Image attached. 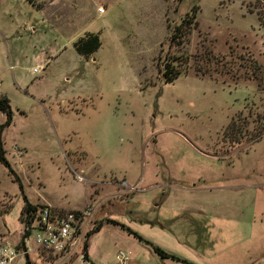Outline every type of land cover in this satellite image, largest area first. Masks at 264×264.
<instances>
[{"label": "rangeland", "instance_id": "1", "mask_svg": "<svg viewBox=\"0 0 264 264\" xmlns=\"http://www.w3.org/2000/svg\"><path fill=\"white\" fill-rule=\"evenodd\" d=\"M0 97V239L25 201L87 212L71 256L30 264H264V0H0Z\"/></svg>", "mask_w": 264, "mask_h": 264}, {"label": "built area", "instance_id": "2", "mask_svg": "<svg viewBox=\"0 0 264 264\" xmlns=\"http://www.w3.org/2000/svg\"><path fill=\"white\" fill-rule=\"evenodd\" d=\"M99 13L102 8L97 9ZM33 71H37L34 68ZM87 212L83 210L59 211L47 205L38 207L30 222L25 225L24 246H12L7 240L0 239V264H17L24 259V253L44 262H52L59 257H69L77 249L83 232L82 226ZM33 232L31 244L27 245L28 235ZM117 264H131L128 253L118 250L115 253ZM25 262V261H24Z\"/></svg>", "mask_w": 264, "mask_h": 264}, {"label": "trees", "instance_id": "3", "mask_svg": "<svg viewBox=\"0 0 264 264\" xmlns=\"http://www.w3.org/2000/svg\"><path fill=\"white\" fill-rule=\"evenodd\" d=\"M193 15H188L186 14L184 16V18L181 20V22L174 27L172 34L170 36V40L171 42H174L175 40H180V38H182L184 36V32L186 30L183 31V26L184 25H189L191 23V20H193ZM72 47L74 49V51L80 55L83 58H90L100 47V39H99V35L98 33H91V32H87L84 33L83 36L78 37L75 41L72 42ZM164 66V78L166 82H170L172 81L174 78H176L179 74L180 71L177 68V66L173 65L172 60L170 59L168 62L165 61L163 63ZM252 74H255L254 69L252 70ZM256 75V74H255ZM9 108V104H8V100L5 97H0V111L4 112L5 114L7 113V109ZM258 121L255 120L254 123L258 124L259 127H263L261 131H258L257 127H256V131L255 128L253 129L256 132V137H260L263 133H264V117H258ZM239 125L236 126L235 121H231L227 126H226V130L229 131H233V136L236 135L240 136L238 138V140L241 138V136H243V134L241 133V128ZM228 131V132H229ZM242 134V135H241ZM42 205L39 204H31L29 202L24 203L22 209H21V213H20V217L19 219L21 220V222H25V223H29L33 212L38 208L41 207ZM97 230V229H96ZM26 235V233H25ZM86 248V243H84V249ZM154 252H156L158 255L163 256V257H168L167 254L163 253L159 248L157 247H153ZM172 259H176L178 260V258H174L171 257Z\"/></svg>", "mask_w": 264, "mask_h": 264}, {"label": "water", "instance_id": "4", "mask_svg": "<svg viewBox=\"0 0 264 264\" xmlns=\"http://www.w3.org/2000/svg\"><path fill=\"white\" fill-rule=\"evenodd\" d=\"M6 116H7V120H6V122L0 126V133H1L2 129H3L5 126H7L8 123H9V121H10V111H9V109H7ZM0 157H1V158H0V161H1L2 163L5 164V167H6V169L8 170V172H9L14 178L17 179V176H16V174L14 173V171L10 168V166H9V165L7 164V162L4 160V158H3V153H2L1 148H0ZM17 182L19 183V179H17ZM24 238H25V236L23 235V236L20 238V240H19V245H20L22 251H25ZM24 261H25V264H30V261H29L28 255H27L26 253H24Z\"/></svg>", "mask_w": 264, "mask_h": 264}]
</instances>
